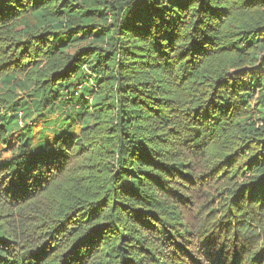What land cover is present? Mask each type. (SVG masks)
<instances>
[{
  "label": "trees",
  "instance_id": "16d2710c",
  "mask_svg": "<svg viewBox=\"0 0 264 264\" xmlns=\"http://www.w3.org/2000/svg\"><path fill=\"white\" fill-rule=\"evenodd\" d=\"M17 133L0 264H264V0H0Z\"/></svg>",
  "mask_w": 264,
  "mask_h": 264
},
{
  "label": "rangeland",
  "instance_id": "374dc122",
  "mask_svg": "<svg viewBox=\"0 0 264 264\" xmlns=\"http://www.w3.org/2000/svg\"><path fill=\"white\" fill-rule=\"evenodd\" d=\"M22 95H27V94L22 92ZM26 97H31V96H26ZM43 116L35 117L33 119V121H30V124H29L30 126L33 127V130H34V133H35L34 142H36V143L38 142L39 136L42 134L41 131H42V129H44V126L46 124L45 119L53 121L57 117V114L50 115L49 117H47V116L43 117ZM46 126L49 127V124H46ZM81 130H82L81 125L80 124L76 125V127H75V129L73 131L74 135L75 136H79V134H81ZM17 136H18V133L16 134L15 137L11 138V142H10L11 146L9 148H6V147H3L2 145H0V149H3V151H4L3 152V160H6V159L11 158L13 156L12 152H10L8 150L12 149L15 146H17ZM53 140H54V137H53L52 133L51 132L48 133L47 134V141L50 142V144H51V143L54 142Z\"/></svg>",
  "mask_w": 264,
  "mask_h": 264
}]
</instances>
